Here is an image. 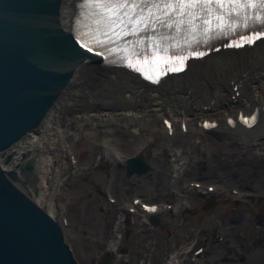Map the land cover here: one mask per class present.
I'll return each mask as SVG.
<instances>
[{
	"label": "rangeland",
	"instance_id": "obj_1",
	"mask_svg": "<svg viewBox=\"0 0 264 264\" xmlns=\"http://www.w3.org/2000/svg\"><path fill=\"white\" fill-rule=\"evenodd\" d=\"M88 87L102 96L111 93L104 83ZM224 112L219 108L208 117L221 121ZM71 117L53 159H44L36 173L42 186L45 177L49 180L39 203L48 208L52 200L63 208L56 219H67L65 236L79 264H94L100 251L112 256V264H186L194 247L203 243L205 251L188 264H264V133L252 142L222 129L168 140L152 122L137 129L105 128L98 117L95 124L82 122L77 114ZM186 139L187 160L175 164L174 151ZM66 145L76 155L74 166ZM115 152H143L152 169L128 177ZM192 181L202 187L188 185ZM207 185L219 189L210 194ZM133 197L174 207L157 214L162 226L150 223L139 208L126 225L122 203L130 206Z\"/></svg>",
	"mask_w": 264,
	"mask_h": 264
},
{
	"label": "bare ground",
	"instance_id": "obj_2",
	"mask_svg": "<svg viewBox=\"0 0 264 264\" xmlns=\"http://www.w3.org/2000/svg\"><path fill=\"white\" fill-rule=\"evenodd\" d=\"M81 1L83 0H62L60 24L67 33H73L77 28ZM90 82L106 84L111 93L108 91L104 96L95 93L88 87ZM237 92L239 94L236 95ZM219 108H224L225 116L221 121L217 119L218 129L242 136V140L246 142L255 141L258 135L264 133V42L250 51L219 53L205 64H199L197 70L172 77L158 87L142 82L132 73L100 66L86 59L77 66L63 95L50 108L40 125L14 145L15 157L12 162L2 164L14 169L20 161V153L29 151L21 161L23 164L32 163L33 172L23 174L17 169L18 176L22 178L18 183L33 196L34 201L39 202L48 193L43 186L48 185L49 180L42 177V186L39 183L40 175L36 171L42 166L44 159H53L52 153L58 149L56 144L64 136V128L72 122V114H77L82 122L91 124H95V118L98 117L105 128L112 125L137 129L142 123L146 125L152 122L159 126L168 140H173L183 136L184 123L187 133L200 134L207 131L201 126L202 122ZM256 108L262 112L260 122L254 128L245 130L242 127H231L229 117L237 119L240 112L249 115ZM164 119H170L173 123L172 136L163 124ZM186 140L184 146L179 144L174 151L175 164L187 160L190 139ZM105 143L107 144L106 141ZM37 152L41 155L40 159L36 158ZM115 153L119 159L125 158L120 153ZM36 187L39 192L33 195ZM167 206L165 207L168 208ZM45 209L54 218L57 211L62 210L52 200ZM160 210L156 213L160 214ZM141 212L147 217L152 213L142 209ZM157 220L160 218L157 217ZM186 251L190 252L189 247Z\"/></svg>",
	"mask_w": 264,
	"mask_h": 264
},
{
	"label": "water",
	"instance_id": "obj_3",
	"mask_svg": "<svg viewBox=\"0 0 264 264\" xmlns=\"http://www.w3.org/2000/svg\"><path fill=\"white\" fill-rule=\"evenodd\" d=\"M61 3L0 0V160L4 164L12 160L15 151L10 149L16 142L43 121L77 66L91 58L62 29ZM28 152L22 153V159ZM150 168L143 153L127 159L128 175ZM17 169L29 174L33 165L18 163L4 170L0 163V264H78L61 223L19 185ZM110 260L102 257L98 264Z\"/></svg>",
	"mask_w": 264,
	"mask_h": 264
},
{
	"label": "snow or ice",
	"instance_id": "obj_4",
	"mask_svg": "<svg viewBox=\"0 0 264 264\" xmlns=\"http://www.w3.org/2000/svg\"><path fill=\"white\" fill-rule=\"evenodd\" d=\"M94 5L98 21L104 26V35L109 38L125 36H136L151 30L157 32L159 28H173L174 26H184L189 28L197 27V20L204 25L211 23L209 16L214 14L217 27H220L222 20H229L227 27H231L232 6H237L235 11L237 17L242 16L247 19V8L254 6L256 11L264 13V0H90ZM229 5L227 11L224 5ZM243 5L245 11L240 12L239 6ZM261 20V31H264V16ZM258 39L264 40L261 32L256 33ZM247 39L250 44L255 40L251 37ZM143 43V41H140ZM235 47L242 45L237 43ZM139 54V53H138Z\"/></svg>",
	"mask_w": 264,
	"mask_h": 264
}]
</instances>
